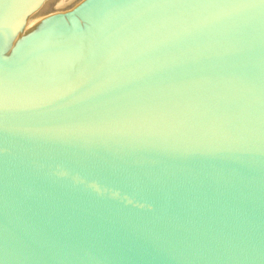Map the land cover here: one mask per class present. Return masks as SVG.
Wrapping results in <instances>:
<instances>
[{"label":"water","instance_id":"water-1","mask_svg":"<svg viewBox=\"0 0 264 264\" xmlns=\"http://www.w3.org/2000/svg\"><path fill=\"white\" fill-rule=\"evenodd\" d=\"M46 1L0 0V264H247L261 0H85L25 31Z\"/></svg>","mask_w":264,"mask_h":264},{"label":"rangeland","instance_id":"rangeland-1","mask_svg":"<svg viewBox=\"0 0 264 264\" xmlns=\"http://www.w3.org/2000/svg\"><path fill=\"white\" fill-rule=\"evenodd\" d=\"M84 1L85 0H47L36 13L31 15L27 19L25 31L32 25L36 24L37 22L51 15L58 14V13H65V12H68L74 9L75 7H77ZM32 21L35 23H33Z\"/></svg>","mask_w":264,"mask_h":264},{"label":"snow or ice","instance_id":"snow-or-ice-1","mask_svg":"<svg viewBox=\"0 0 264 264\" xmlns=\"http://www.w3.org/2000/svg\"><path fill=\"white\" fill-rule=\"evenodd\" d=\"M177 5H150V7H176ZM261 6L264 7V0H261ZM247 264H264V244H262L259 253L253 252L250 255Z\"/></svg>","mask_w":264,"mask_h":264},{"label":"bare ground","instance_id":"bare-ground-1","mask_svg":"<svg viewBox=\"0 0 264 264\" xmlns=\"http://www.w3.org/2000/svg\"><path fill=\"white\" fill-rule=\"evenodd\" d=\"M36 20V19H35ZM33 22V21H32ZM30 23V22H29ZM33 23H35V22H33ZM30 25V24H29ZM32 25V24H31ZM29 27V26H28Z\"/></svg>","mask_w":264,"mask_h":264}]
</instances>
